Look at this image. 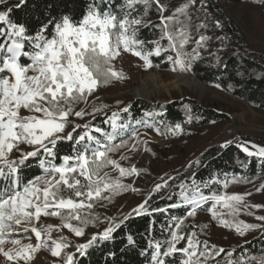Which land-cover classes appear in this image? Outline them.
<instances>
[{
	"label": "snow or ice",
	"instance_id": "snow-or-ice-1",
	"mask_svg": "<svg viewBox=\"0 0 264 264\" xmlns=\"http://www.w3.org/2000/svg\"><path fill=\"white\" fill-rule=\"evenodd\" d=\"M26 3L27 0H19L15 7ZM200 3L202 8L207 7L203 0ZM196 4L197 0H184L172 9L171 15H165L169 6L162 0H123L118 9L108 0H93L81 19L75 20L69 15L53 17L41 24L33 35L24 23L11 19L13 8L8 6V0H0L3 6L0 8V25H3L0 26V258L3 264H29L41 249L50 252L62 264H76L75 253L65 251L73 247V242L62 230L83 237L87 226L99 221L98 214L92 211L96 204L105 200L111 202L116 195L137 190L123 183L122 178L139 176L145 170L135 165L124 167L121 161L131 159L129 153L141 149L152 153L151 141L145 138L148 133H141L140 129L154 130L161 136L183 134L180 123L168 125L157 120L163 112H145L139 119L133 120L130 115L125 119L121 113H128L130 106L113 111L110 116L105 114L104 123L110 131L93 126L90 121L78 123L77 120L84 121L86 116L94 118L108 108L106 104L90 105L89 98L100 87L126 79L113 64L124 54L138 57L145 68L153 67L150 57L167 54L173 71L177 67L180 71H191L193 63L201 57L200 50L211 39L201 34L196 47L191 52L184 51L190 41L185 20L190 21L189 10ZM137 6H142L143 11L139 12ZM153 8L159 13V24L144 20ZM134 12L139 14L134 16ZM215 26L222 27L219 21ZM147 27L160 29L159 40L138 38L140 29ZM207 27L206 23L198 25V28ZM165 39L167 46L161 43ZM148 45L154 47L148 48ZM170 52H174L175 57L168 54ZM81 103L85 107L78 108ZM190 111L187 109V113ZM191 119L189 114L188 120ZM63 142H69L71 150L59 155L58 145ZM233 143L229 140L220 147ZM236 147L264 165V145L245 141L236 142ZM116 154L119 159L114 158ZM31 158L38 159L42 174L25 178L22 166ZM194 163L198 166L200 161ZM113 171L119 173L118 177L111 175ZM194 175L191 184L181 181L178 193L170 191L168 199L173 200L175 195L176 201L166 208L152 207L149 202L154 193L173 187L161 177L162 182L154 186L152 193L124 217L127 220L133 213L152 215L183 209L184 215L170 216L166 229L168 239L148 241L152 250L148 264H176L177 254L179 264H210L226 251L200 240L195 231H185L188 227L185 221L195 218L197 211L210 201L208 211L212 218L224 227L234 228L238 235L243 237L251 230L264 229V223L230 221L224 218L225 213L218 211V208L227 209L226 215L236 217L241 207L264 208V205L245 202L246 196L252 193H228L210 188L213 183L221 184L224 189L234 183H251L249 177L233 175L229 178L225 174L223 181L213 177L201 183ZM174 179L169 177V180ZM204 189H209L210 194L205 195ZM256 191H264V183ZM247 214L254 215L251 211ZM45 217L59 218L61 223H46L42 219ZM256 219L264 221V216H256ZM123 222H113L102 232L94 233L87 242L75 244L76 253L85 255L97 240L110 239ZM53 231L61 234L53 238ZM33 237L35 243L31 242ZM128 239L131 242L132 237ZM24 240L29 242L24 243ZM235 251L227 252L226 264H264V253L232 259Z\"/></svg>",
	"mask_w": 264,
	"mask_h": 264
},
{
	"label": "trees",
	"instance_id": "trees-1",
	"mask_svg": "<svg viewBox=\"0 0 264 264\" xmlns=\"http://www.w3.org/2000/svg\"><path fill=\"white\" fill-rule=\"evenodd\" d=\"M18 2L19 0H8V6L13 8L11 19L14 22L24 23L29 30V34L34 35L41 24L53 17L59 19L63 15H69L75 20L81 19L87 12L89 5L93 3V0H27L25 5L16 8L15 5ZM108 2L116 5L118 9L119 4L123 3V0H108ZM162 2L169 6V11L165 15H171L172 9L179 6L184 0H162ZM241 2L242 0L227 1L226 6L230 7L228 12L233 16V19L227 20L221 9H212L209 4H206V8H202L199 0H197V4L189 10L190 21L185 20V23L189 25L187 30L190 33V41L185 46L184 51L191 52L196 47V41L201 34L211 37L205 47L200 50V59L196 60L192 65V70L190 71L192 76L207 87H215L216 84H219V90L264 115V57H256L245 48L244 31L249 24L246 20L245 23H241V17L235 20L234 16L237 13L231 8L232 5H240ZM2 7L0 6V8ZM137 7L139 12L143 11L142 6ZM207 10H210V12ZM138 14V12L133 13L134 16ZM181 19L184 20V17H181ZM144 20L159 24V13L153 8L149 15L144 17ZM216 21H219L222 27L217 28L215 26ZM201 23H206L208 27L198 28ZM160 35L159 28L147 27L140 29L138 38L145 41L159 40ZM161 43L167 46L168 42L165 39ZM152 47L154 45H148V48ZM168 54L175 57L174 52ZM166 57L167 54L163 53L159 57H150L153 67L158 71H165L170 65ZM217 58H219V62ZM156 65L159 66L157 67ZM115 82L116 80L107 86L100 87L89 98V100H93L91 105H108L104 112L96 114L94 118L91 116L90 122L93 126H101L110 131L109 126L104 123L106 115L110 116L113 111H119L124 107L130 106L128 113H121L125 119L129 115L133 120L139 119L145 112H163L164 115L157 117V120H163L168 125L180 123L184 129V138L188 140L180 146L179 150L172 151L163 161L162 164H164L166 170L162 172L161 176H164L173 187L171 190L164 189L159 193H154L152 200L149 202L152 207L166 208L168 204L176 201L178 197L175 195H173V200L168 199L170 191L171 193H178L180 191L178 185L181 181L191 184L193 174H195L194 178L201 183L213 177L223 181L225 174L229 178L236 175L246 176L252 180L251 183L230 184L227 189H224L221 184L213 183L210 186L211 190L226 191L228 193L241 192V190L247 189L252 184L264 179V165H261L256 158L247 157L233 144L226 148H222L220 145L209 146L195 160L200 161L198 166L194 163L195 161L190 159L191 156L187 153V150L189 149L190 138L197 131L228 122L227 112L219 110L220 106L218 103L209 105L204 102L200 103L191 97L174 98L172 101L165 103L147 102L145 100L128 101L119 99L111 101L103 98L97 99L98 94H101L103 90H107ZM187 109L191 110L190 113H187ZM89 111H91V107ZM189 114L192 117L191 121L188 120ZM143 129L141 128L140 130ZM70 150L71 145L69 142H63L58 145L59 155L67 154ZM189 164H192L191 168L188 167ZM245 164L247 167L243 166ZM41 174L42 169L37 158H32L22 166V176L25 178H32ZM169 177H175L176 179L169 180ZM203 191L205 195L210 194L209 189H204ZM111 204L113 203L109 202L107 207H110ZM197 212L204 214L206 209L202 208ZM182 215H184V211L179 208L152 215L132 214L127 220H123L124 222L112 233L110 239L97 240L87 249L85 255L76 254V264H148L152 251L148 247V241L168 239L169 233L166 229L170 223V216ZM193 222V218L185 221V224L188 225L185 231L197 232L200 240L203 241L207 238L206 241L211 245L210 236L207 234L210 226H197ZM92 226L93 224L91 226L89 224L87 227L92 228ZM129 236L132 237L131 242L128 239ZM183 244L184 242L182 241L181 245ZM232 249H236L232 259H237L241 255H261L264 253V229L257 237L245 243L235 245L229 249L225 248L226 251L216 257V261L226 264L228 259L227 252ZM72 250L73 247H70L65 251L70 252ZM175 259L176 264H179L180 255L177 254Z\"/></svg>",
	"mask_w": 264,
	"mask_h": 264
},
{
	"label": "rangeland",
	"instance_id": "rangeland-1",
	"mask_svg": "<svg viewBox=\"0 0 264 264\" xmlns=\"http://www.w3.org/2000/svg\"><path fill=\"white\" fill-rule=\"evenodd\" d=\"M228 0H203L204 4H209L212 9H221L227 20L233 19V16L228 12ZM218 5H217V4ZM199 4L200 0H199ZM232 10L237 13L235 20L241 17V23L246 22L249 24L248 28L244 31V44L245 48L256 57H264V0H242L240 5H232ZM210 12V10H207ZM231 12V11H230ZM244 30V29H243ZM26 61V58H25ZM116 70L122 71L126 79L116 80V82L107 90H103L101 94H98L100 99L105 100H119L125 99L128 101L135 100L134 93L136 89L141 90V98L147 102L155 101L157 103H165L172 101L174 98L186 97L193 98L198 102H204L205 104L218 103L220 108L228 114V122L225 124H219L211 126L202 131H197L195 135L190 138L189 149L187 153L191 156L190 159L195 161L198 156L209 146L222 145L226 141H234L233 145L236 146V142L250 141L258 145H264V115L252 110L247 104L240 102L233 97L225 94L223 91L216 87H207L202 85L190 71H180L177 67L176 71H173V64L170 63L169 67L165 71H158L154 67L145 68L144 62L131 54H124L122 57L113 61ZM187 73L188 79H194L200 84L199 89H194L183 84H177L178 75ZM152 76L156 78L153 79ZM93 100H89L91 103ZM85 105L80 104L79 108H83ZM90 107L88 108L89 111ZM28 114V113H24ZM91 116H86L84 121L77 120L78 123H86L91 121ZM141 133L147 132V139L151 142L149 147L152 149V153L144 152L143 149L136 153H129L131 159L121 161L124 167H130L135 165L138 169H144L139 176L133 175L122 178L123 183L129 184L136 191L128 190L116 195L112 198L110 207L109 201L105 200L94 208V213L98 214L99 221H97L92 228L87 227L85 229V235L83 237H76L67 229L62 230V234L73 242V250L69 253H76L75 244L85 243L94 233L102 232L105 227L115 222L119 223L124 220V217L132 212V209L136 208L142 203L157 183H161V177L164 178L162 172L165 167L163 161L170 155L172 151L180 149V146L184 142L188 141L184 138V134L166 136L158 135L154 130L143 129ZM231 133V134H230ZM238 148V147H237ZM239 149V148H238ZM240 150V149H239ZM241 151V150H240ZM242 152V151H241ZM245 154V153H244ZM14 156L16 153L13 154ZM114 158L119 159V154H116ZM32 159V158H31ZM30 159V160H31ZM111 175L115 178L119 173L113 171ZM264 183V179L252 184L251 187L241 190V192L235 193H252L250 196H246L245 202L252 205H264V191L257 192L256 189ZM212 202H208L203 206L206 209L204 214L198 213L193 218L194 225L197 226H210L208 229V235L210 236V243L215 244L219 248H231L235 245L245 243L255 237H257L263 229L257 228L251 230L243 237L238 235L235 229H229L222 226L217 220L212 218L208 208L211 207ZM218 211L225 213L224 218L230 221L242 220L250 224H262L264 221H259L256 216H264V208H244L241 207L239 215L236 217H230L226 215L227 209L218 208ZM251 211L254 215H248L247 212ZM135 215V213H133ZM44 222L53 225H59L61 220L54 217L42 218ZM75 223V222H74ZM92 224H90L91 226ZM61 233L53 231L52 236L56 238ZM207 240V238H205ZM24 243H28V240H24ZM32 243H35L33 237ZM221 264V261H216ZM216 262H210V264H216ZM0 264H3L2 258H0ZM29 264H62V261L58 258L51 256L50 252L41 249L34 254V258Z\"/></svg>",
	"mask_w": 264,
	"mask_h": 264
},
{
	"label": "bare ground",
	"instance_id": "bare-ground-1",
	"mask_svg": "<svg viewBox=\"0 0 264 264\" xmlns=\"http://www.w3.org/2000/svg\"><path fill=\"white\" fill-rule=\"evenodd\" d=\"M188 75L187 73H183L182 75H178V80L176 83H174L175 85L174 86H178L177 84H183V85H186L188 87H191V88H194V89H199L201 86L200 84L194 80V79H188L187 78ZM153 79H155L156 77L155 76H152ZM135 95H140L141 96V90L140 89H136Z\"/></svg>",
	"mask_w": 264,
	"mask_h": 264
},
{
	"label": "water",
	"instance_id": "water-1",
	"mask_svg": "<svg viewBox=\"0 0 264 264\" xmlns=\"http://www.w3.org/2000/svg\"><path fill=\"white\" fill-rule=\"evenodd\" d=\"M134 97H135V100H142V98L140 97V95H136Z\"/></svg>",
	"mask_w": 264,
	"mask_h": 264
},
{
	"label": "built area",
	"instance_id": "built-area-1",
	"mask_svg": "<svg viewBox=\"0 0 264 264\" xmlns=\"http://www.w3.org/2000/svg\"><path fill=\"white\" fill-rule=\"evenodd\" d=\"M231 134V133H230Z\"/></svg>",
	"mask_w": 264,
	"mask_h": 264
}]
</instances>
